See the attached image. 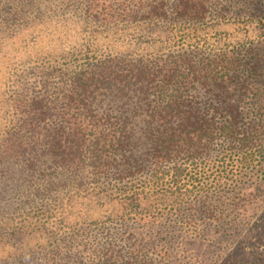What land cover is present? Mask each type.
Returning a JSON list of instances; mask_svg holds the SVG:
<instances>
[{
	"label": "trees",
	"instance_id": "obj_1",
	"mask_svg": "<svg viewBox=\"0 0 264 264\" xmlns=\"http://www.w3.org/2000/svg\"><path fill=\"white\" fill-rule=\"evenodd\" d=\"M95 1H81L83 17L104 29L129 20L202 24L208 14L217 21L232 13L255 21L259 36L206 57L189 48L152 57L105 54L71 67L64 63L26 72L23 76L43 91L34 96L32 87L19 86L5 91L0 102V240L6 243L25 234L15 230L14 221L45 214L60 191L81 186L130 185L132 191L139 185L150 191L151 183L154 187L168 176L176 187L168 201L186 209L182 188L198 189L201 181L184 177L185 170L207 164L221 142L226 151H240L264 134V0H255L262 4L257 9L248 0H226L224 8L221 0H159L147 10L130 4L148 0H103L113 10L110 19L94 9ZM165 1L175 7H164ZM246 117L251 126L243 122ZM236 162L223 159L216 170L232 172ZM169 206L121 216L122 235L113 232L115 237L109 222L87 224L79 231L81 240L79 234L61 238L44 252V261L34 264H175L169 250L154 252L157 235L142 232L164 222L166 245L185 239L193 222L185 213L177 219ZM241 247L233 244L229 264L239 263L235 250ZM29 253L0 252V264H33L36 256ZM261 255L264 259V251Z\"/></svg>",
	"mask_w": 264,
	"mask_h": 264
},
{
	"label": "rangeland",
	"instance_id": "obj_2",
	"mask_svg": "<svg viewBox=\"0 0 264 264\" xmlns=\"http://www.w3.org/2000/svg\"><path fill=\"white\" fill-rule=\"evenodd\" d=\"M81 1L0 0V44L3 45L0 48V102L5 91L17 90L19 86L32 87L34 96L43 91L32 79L23 76L28 71L60 68L64 63L71 67L86 57L105 54L152 57L189 48L206 57L218 49L236 48L259 36L255 21L245 17L238 20L232 13L217 21L208 14L202 24L129 20L114 22L104 29L84 19L82 9L85 4ZM158 1L148 0L145 5L135 1L130 5L147 10L154 4L159 6ZM248 1L255 9L262 7L255 0ZM165 2L164 7H175L173 3L171 5L172 0ZM220 3L224 8L226 0ZM117 5L114 10L119 7ZM92 6L102 17L113 11L103 0L93 2ZM19 10L24 14H19ZM51 87L47 88L50 93ZM1 111L0 117L4 113ZM249 119L246 117L243 121L246 126H251ZM249 142L251 147L240 151H226L221 142L214 147L207 164L190 166L182 173L184 177L192 175L201 181L198 189L193 186L182 188L186 209L181 207L179 211L178 205L168 201L176 189L168 176H163L154 187L151 183L150 191L139 185L132 191L127 190L130 185L81 186L62 194L60 191L57 201L52 202L45 214L14 221L19 227L15 230L25 234L19 241L11 239L6 243L5 239L0 240V252L28 250L30 256H36L31 259L34 264L44 261V252L61 244V238L79 234L81 240L79 231L87 224L109 222L110 235L115 237L113 232L122 235V228L117 225L121 216L142 208L162 210V205L169 203L175 217L185 213L193 223L186 230L185 239L177 238L174 244L167 245L168 229L164 222L157 224L152 232L142 230L143 235L148 233L151 238L157 235L154 241L156 254L162 255L165 249L169 250L175 264H229L233 244L240 242L242 247L235 250L238 264H259L258 261L255 263L256 259L264 260L261 255L264 251V134L256 135ZM217 152H220L219 157H216ZM223 159L226 163L231 159L237 161L232 172L216 170ZM25 225L29 228H24ZM229 226L233 228L229 229ZM113 242L116 241L113 239Z\"/></svg>",
	"mask_w": 264,
	"mask_h": 264
}]
</instances>
